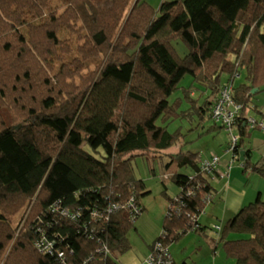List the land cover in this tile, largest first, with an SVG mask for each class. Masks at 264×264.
Listing matches in <instances>:
<instances>
[{"label":"trees","instance_id":"16d2710c","mask_svg":"<svg viewBox=\"0 0 264 264\" xmlns=\"http://www.w3.org/2000/svg\"><path fill=\"white\" fill-rule=\"evenodd\" d=\"M54 1L0 0V264H122L129 232L147 211V185L135 177L132 158L180 139L168 124L185 111L169 97L184 76H192L185 91L192 104L199 101L193 88L204 95L203 119H212L223 86L243 71L232 96L242 114L260 112L252 100L264 91V0H165L159 9L145 0H59L62 11ZM236 127L239 161L249 125L241 118ZM198 156L189 152L179 162L191 173L168 176L180 191L167 195L156 242L170 246L206 228L200 215L217 196L212 180L230 175L204 171ZM250 157L242 166L264 175V163ZM57 163L62 178L50 177ZM60 181L66 188L55 193ZM45 185L54 189L48 201L37 198ZM129 201L139 209L135 217ZM221 230L226 258L264 264L260 194ZM42 236L53 241L52 253L36 247Z\"/></svg>","mask_w":264,"mask_h":264},{"label":"rangeland","instance_id":"374dc122","mask_svg":"<svg viewBox=\"0 0 264 264\" xmlns=\"http://www.w3.org/2000/svg\"><path fill=\"white\" fill-rule=\"evenodd\" d=\"M149 2L154 8L159 9L161 3L165 0H145ZM57 3V4H56ZM58 6L59 10L62 11L64 9V5L61 4L59 0L54 1V6ZM62 5V6H61ZM69 32L61 33L60 37L66 39L69 37ZM173 43L179 53L182 56H185L188 52L187 46L183 43V41L179 38L173 40ZM96 62H92L90 64L91 67H95ZM240 77L234 78V84L238 85L239 83L245 80V73L244 71L241 72ZM229 78L227 73H224L222 76L223 80H227ZM192 83V76L191 74H186L184 78L181 80L179 88L172 93L169 97V101L175 104L179 111H185V116L179 119H176L168 124V129L170 131L180 130L182 135L180 139L176 142L174 146L169 149L156 152V151H147L144 154L140 155L136 153V155L132 158V163L134 167V175L137 179H143L147 185V193L142 197V201L147 208V211L142 213L138 219L136 220L134 227L129 232L130 242H131V249L130 252H136L138 256L143 259L149 256L151 253V247L149 245L155 244L158 236L161 234L162 231V224L160 223L159 219L161 218V222L166 214V209L168 205L167 195L174 197L176 194L179 193L180 188L178 185L173 181L172 178H169V175H172L176 172L181 173H191L190 167H180L179 162L189 152L199 153L198 160L199 162L204 157H208L212 152L221 156V162L219 166V171H225L227 167L232 162V171L236 174L238 178L242 180L245 184L243 185L244 190L253 191V188L256 189V194L260 193V190L263 191L264 196V175L257 171H254L252 168L245 169L244 167L240 166V162L238 160L233 159L232 154L230 152L229 157L230 160L228 161V157L224 155L225 149L228 147L230 142V135L226 129H212L214 121L209 119L208 117L203 119L200 116L199 112V105H201L204 101V95L199 88H193V92L191 93L192 99H199L196 104H192L193 102L187 99L186 96V89ZM197 86V85H196ZM202 93V98H201ZM198 103V104H197ZM252 104H258L264 110V91L256 94L252 100ZM250 114L255 115L257 118H264V114L260 115L254 113L252 110ZM259 130V129H258ZM261 130V129H260ZM263 131V130H262ZM233 134L238 135L239 131L236 126L233 127ZM256 155L259 157L260 154L263 155L264 148L263 146L259 148H255ZM233 160V161H232ZM223 164L225 165V169L222 170ZM61 164H56L54 166V171L52 172V178L63 177ZM231 171V172H232ZM234 173L230 174L229 179H222L217 177L216 179L212 180V184L214 186L216 182L224 181L229 182V188L232 187V180L234 179ZM54 176V177H53ZM66 183L60 181V184L57 186L58 192L60 189L66 188ZM228 188V189H229ZM54 189H52L53 191ZM217 190V189H216ZM222 190V188H221ZM50 189L45 186H41L37 193V198L39 200L48 201L51 199ZM51 192V193H50ZM257 196L253 201H256ZM56 199L53 200V202ZM167 204V205H166ZM211 204V203H210ZM209 205V204H208ZM207 205V206H208ZM207 208V207H206ZM205 208V211L201 214L200 219L204 221V218L208 214V210ZM26 209H22V211L17 214L14 218L15 225L21 224V219L25 215ZM212 222V228L215 226H221L222 222ZM210 230H212L210 228ZM212 232V231H211ZM214 233V232H212ZM203 235L196 233L194 231L188 232L179 242H175L170 245L178 246L188 242L190 247L197 249L198 246L203 245L200 248V254L202 259L200 260L201 263H206V250L209 253H212L213 257V247L215 246V234ZM246 235L234 234L232 237H240ZM156 239V240H155ZM191 243H196L194 244ZM153 244V245H154ZM221 244V243H220ZM172 250V249H171ZM173 251V250H172ZM220 251L223 253L222 244L220 247ZM126 252V254H128ZM173 253V252H172ZM123 256V255H122ZM121 256V257H122ZM223 256V254H222ZM225 256V255H224ZM225 258V257H224ZM178 260V258H177ZM176 260V261H177ZM231 262H235L233 259H230ZM122 263V262H121ZM178 264L179 261L177 262ZM123 264V263H122ZM189 264H192L189 262Z\"/></svg>","mask_w":264,"mask_h":264},{"label":"crops","instance_id":"0c3cea01","mask_svg":"<svg viewBox=\"0 0 264 264\" xmlns=\"http://www.w3.org/2000/svg\"><path fill=\"white\" fill-rule=\"evenodd\" d=\"M238 77H240V75ZM258 108H259L260 112L254 111V113L263 115L264 110L260 106ZM249 111L251 112L252 110H249ZM243 137H244L243 149L245 151V155L248 152L249 154H247V155L251 156L250 158L253 162L264 163V153H263V155L260 154V156L258 157L256 155V151H255L256 150L255 148H259V146L260 147L263 146V148H264V130L262 131L260 129L258 130V129H252L250 127H246V134ZM227 152H228L227 149H225L224 155H226L229 158L228 159V161H229L230 160V157H229L230 153H227ZM185 156H183V157H185ZM232 157H233V155H232ZM222 158H223V156H222ZM233 159H234V157H233ZM239 162H240V166L243 167L242 162H244V161H241L239 159ZM225 168L226 167L223 164L222 170H224ZM231 171H232V169L230 170V174L234 173L233 171L232 172ZM220 172H223V171H220ZM242 184L245 185L242 182V180L236 176L235 173H234V179L232 180V187H230V188H229V182H224V181L216 182L215 183L216 186H214V187L217 189V192H218L217 196H216L214 202L207 206L206 209L208 210V214L204 218V221L202 219H200L201 223L206 228H205V230H203L201 232H196V233L203 234V235L207 236V235H209L208 232H210V234L216 235V238H214L215 239V243H214L215 246L213 247V257H212V253H209V251L206 250V256H207L206 263H201L200 260L202 259V257L200 254V248L203 245L198 246L197 249L194 250V248L190 247L188 242H185L184 244H181L178 246L172 245V247L170 248V251L173 252L172 255H173L175 261L178 258V260L176 261V264H178L177 263L178 261L180 264H184V262H186V264H189V262L192 264H236V262H231L230 259L226 258L224 256V253H222L220 251L221 244L219 242V238H220V233L222 230L218 231V230L214 229V227L212 228L211 224H213L214 222H219L217 220H220L222 222L221 228H223V226L227 222V220L232 218L235 215V213L242 206L252 202L255 199V197L257 196L256 189L253 188V191L244 190L247 188H244ZM221 188H222V190H221ZM259 194L261 195V198L264 199L262 189L260 190ZM163 220H164V218H163ZM159 221L161 224H163V221L161 222V218L159 219ZM210 228L212 230H210ZM211 231L214 233H212ZM153 244L149 245L151 247V250L154 247ZM191 244H194V246L196 245V243H191ZM129 251H130V249L127 251V253ZM222 254H223V256H222ZM146 259H147V257L141 259L136 252H130L128 254H126V252H125L123 254V256L120 257V261L123 264H145Z\"/></svg>","mask_w":264,"mask_h":264},{"label":"built area","instance_id":"2783aa9c","mask_svg":"<svg viewBox=\"0 0 264 264\" xmlns=\"http://www.w3.org/2000/svg\"><path fill=\"white\" fill-rule=\"evenodd\" d=\"M234 92V84L232 82L223 86L219 100L214 104L212 109V119L216 123H221L224 125L226 131L230 135V143L228 152L232 153L235 157L236 144L238 142V135L233 134V127L239 119H243L244 123L249 125L250 128H259L264 130V118H257L252 114H242L243 105L237 103L232 94ZM202 169L204 171H217L222 177L230 175V170L232 168L231 164L223 172L219 171V166L221 162V157L216 153H211L208 157L202 159ZM233 161V160H232ZM55 204V203H54ZM131 208H130V205ZM129 212L133 217L137 216L139 209L134 206V204L129 201ZM121 206L118 204H113L111 210H117ZM66 214V211H63ZM215 229L221 231V226H215ZM38 250L42 253H52L54 243L46 236H42L35 243ZM172 254L170 251V246L166 245L162 241H158L154 244L151 254L146 259V264H170L172 262Z\"/></svg>","mask_w":264,"mask_h":264},{"label":"water","instance_id":"95a60500","mask_svg":"<svg viewBox=\"0 0 264 264\" xmlns=\"http://www.w3.org/2000/svg\"><path fill=\"white\" fill-rule=\"evenodd\" d=\"M258 90H259V88H255V89H253L252 92H257ZM239 159L241 161H245L246 160V155H245V151L244 150H240V152H239Z\"/></svg>","mask_w":264,"mask_h":264}]
</instances>
